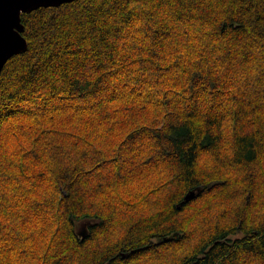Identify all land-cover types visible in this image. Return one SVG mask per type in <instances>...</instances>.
Returning a JSON list of instances; mask_svg holds the SVG:
<instances>
[{
  "label": "trees",
  "instance_id": "obj_1",
  "mask_svg": "<svg viewBox=\"0 0 264 264\" xmlns=\"http://www.w3.org/2000/svg\"><path fill=\"white\" fill-rule=\"evenodd\" d=\"M22 22L0 73V264H264V0H73Z\"/></svg>",
  "mask_w": 264,
  "mask_h": 264
},
{
  "label": "water",
  "instance_id": "obj_2",
  "mask_svg": "<svg viewBox=\"0 0 264 264\" xmlns=\"http://www.w3.org/2000/svg\"><path fill=\"white\" fill-rule=\"evenodd\" d=\"M71 1L73 0H0V73L10 58L28 48V41L23 34L25 26L22 14L40 7L59 6ZM196 195V190L190 191L185 196V201L195 198ZM86 231L82 225L79 234L84 238Z\"/></svg>",
  "mask_w": 264,
  "mask_h": 264
},
{
  "label": "bare ground",
  "instance_id": "obj_3",
  "mask_svg": "<svg viewBox=\"0 0 264 264\" xmlns=\"http://www.w3.org/2000/svg\"><path fill=\"white\" fill-rule=\"evenodd\" d=\"M158 92V91H157ZM157 94V93H156ZM159 94L161 95V93L159 92ZM150 95V94H149ZM153 96H155V95H153ZM156 96H158V95H156ZM161 96H159V98H160ZM158 99V98H157ZM200 195V194H199Z\"/></svg>",
  "mask_w": 264,
  "mask_h": 264
},
{
  "label": "rangeland",
  "instance_id": "obj_4",
  "mask_svg": "<svg viewBox=\"0 0 264 264\" xmlns=\"http://www.w3.org/2000/svg\"><path fill=\"white\" fill-rule=\"evenodd\" d=\"M82 225H83V224H81V225L79 226L80 229L82 228Z\"/></svg>",
  "mask_w": 264,
  "mask_h": 264
}]
</instances>
